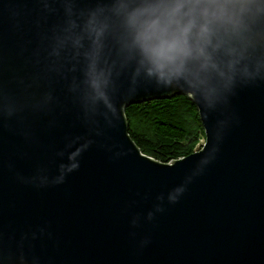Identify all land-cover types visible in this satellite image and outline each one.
Listing matches in <instances>:
<instances>
[{"label": "water", "instance_id": "1", "mask_svg": "<svg viewBox=\"0 0 264 264\" xmlns=\"http://www.w3.org/2000/svg\"><path fill=\"white\" fill-rule=\"evenodd\" d=\"M41 7L0 0V264H264V84L231 97L221 141L212 129L225 116L205 121L196 106L200 147L159 161L129 135L124 109L183 92L141 90L96 136L45 72L42 36L63 9L45 18Z\"/></svg>", "mask_w": 264, "mask_h": 264}, {"label": "clouds", "instance_id": "2", "mask_svg": "<svg viewBox=\"0 0 264 264\" xmlns=\"http://www.w3.org/2000/svg\"><path fill=\"white\" fill-rule=\"evenodd\" d=\"M39 3L45 18L63 9L50 35L42 36L49 61L45 72L65 81L83 122L96 136L119 126L121 106L141 90L177 89L198 107L203 120L217 112L225 116L212 129L221 141L231 97L264 84V0ZM185 190L177 187L168 201L178 202ZM164 210L162 203L156 205L148 220ZM149 242L145 237L142 244Z\"/></svg>", "mask_w": 264, "mask_h": 264}, {"label": "trees", "instance_id": "3", "mask_svg": "<svg viewBox=\"0 0 264 264\" xmlns=\"http://www.w3.org/2000/svg\"><path fill=\"white\" fill-rule=\"evenodd\" d=\"M124 114L134 142L159 161L186 156L205 138L197 107L184 93L129 104Z\"/></svg>", "mask_w": 264, "mask_h": 264}, {"label": "rangeland", "instance_id": "4", "mask_svg": "<svg viewBox=\"0 0 264 264\" xmlns=\"http://www.w3.org/2000/svg\"><path fill=\"white\" fill-rule=\"evenodd\" d=\"M203 141H204V140H203ZM203 141H202V142H203ZM202 142H201V144H202ZM199 147H200V146H199ZM196 150H197V149H196ZM196 150H195V151H196Z\"/></svg>", "mask_w": 264, "mask_h": 264}]
</instances>
